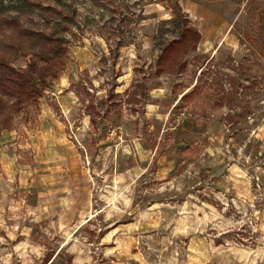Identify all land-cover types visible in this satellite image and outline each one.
Here are the masks:
<instances>
[{"label":"rangeland","instance_id":"rangeland-1","mask_svg":"<svg viewBox=\"0 0 264 264\" xmlns=\"http://www.w3.org/2000/svg\"><path fill=\"white\" fill-rule=\"evenodd\" d=\"M3 19L68 49L35 103L0 102V264H264V0H0ZM16 40L0 22L24 68Z\"/></svg>","mask_w":264,"mask_h":264},{"label":"trees","instance_id":"trees-1","mask_svg":"<svg viewBox=\"0 0 264 264\" xmlns=\"http://www.w3.org/2000/svg\"><path fill=\"white\" fill-rule=\"evenodd\" d=\"M56 1L59 3L64 0ZM36 10L39 13L48 11L46 14L50 12L60 21L65 17L61 10L52 6L42 8L36 4ZM0 22L17 33V40L13 42L16 58H28L24 68H15L8 58L0 54V102H4L3 112L17 113L35 103L46 86L58 77L66 62L68 42L62 35L65 32L63 28H52L46 32L43 29L23 28L16 20L3 19ZM171 23L176 24L179 29L178 20L173 19ZM189 32L194 35L195 41L199 40V32L192 28H185L180 37ZM179 43L180 41L176 39L172 40L162 49L161 58L169 54V51Z\"/></svg>","mask_w":264,"mask_h":264}]
</instances>
